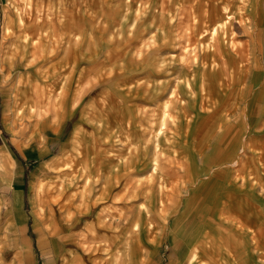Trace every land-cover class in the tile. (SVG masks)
I'll use <instances>...</instances> for the list:
<instances>
[{
    "label": "rangeland",
    "instance_id": "374dc122",
    "mask_svg": "<svg viewBox=\"0 0 264 264\" xmlns=\"http://www.w3.org/2000/svg\"><path fill=\"white\" fill-rule=\"evenodd\" d=\"M5 15L7 113L67 116L42 196L62 207L110 182L114 163L108 190L119 191L121 217L134 222L120 235L136 242L121 252L264 264V80L247 90L243 67L232 65L264 72V0H10ZM201 64L228 68L211 71L223 85L198 86ZM198 140L220 141L201 151ZM8 252L0 250V264L12 262Z\"/></svg>",
    "mask_w": 264,
    "mask_h": 264
},
{
    "label": "crops",
    "instance_id": "0c3cea01",
    "mask_svg": "<svg viewBox=\"0 0 264 264\" xmlns=\"http://www.w3.org/2000/svg\"><path fill=\"white\" fill-rule=\"evenodd\" d=\"M9 1L0 0V23L9 22L6 15L4 17L5 5ZM24 49L27 50L25 47ZM232 65L241 66L245 71L240 82L241 87H247L249 90L253 86L259 87L263 84L264 72L257 63ZM253 67H256V71L260 70L256 76L258 79H255L254 83H248L246 77H249ZM222 69L228 68L201 64L199 70L207 73L200 76L198 86L210 87L212 84L213 87L222 86L223 80L211 77L212 70ZM1 77L4 76L1 74ZM230 82L231 86L235 85L231 77ZM4 85L6 82L2 81L0 86ZM2 97H0V250L9 249L8 259L12 261L10 264H185V260L179 261L178 256L174 254L168 255L164 260L162 256L135 255L129 253V249L121 252V246L134 247L136 242L135 239H130L129 233L127 237L121 238L120 231L130 230L134 222L127 220L129 216L123 217L124 213L121 217L119 191L108 190L109 186L112 187L116 182L115 178L119 173L117 164H112L110 182L106 178L101 188L94 192L92 187L86 191L81 190L79 198H71L70 202L64 203L62 207L52 205V193L42 196L37 187L53 167L59 164L55 161V156L63 146L62 125L67 116L64 111L56 110L51 114L37 111L33 114L28 109L26 111L29 112L30 118L16 113L11 117L4 103L6 98ZM262 99L261 101L257 99L261 102V108L263 95ZM254 103L255 101L249 100L250 110H247V115L245 114L247 118H253ZM262 114L263 110L256 117L260 118ZM9 117L15 119V122L10 123ZM25 117L34 121L28 126L16 125L19 118ZM224 133V131L221 133L222 136ZM203 141L198 140L196 148L201 151H212L220 140L213 144L207 143L206 146ZM231 148L232 146L225 147V151L229 152ZM224 157L230 156L225 154ZM200 165L201 163L192 165V169H199ZM100 177H103V173ZM110 198L112 205L108 207ZM41 199L45 201H40ZM149 211L152 213L147 209V216ZM183 213L181 212V215ZM122 218L127 222L121 226ZM143 226H149V223Z\"/></svg>",
    "mask_w": 264,
    "mask_h": 264
},
{
    "label": "bare ground",
    "instance_id": "6f19581e",
    "mask_svg": "<svg viewBox=\"0 0 264 264\" xmlns=\"http://www.w3.org/2000/svg\"><path fill=\"white\" fill-rule=\"evenodd\" d=\"M126 125H127V124H126ZM122 126H123V125H122ZM202 171H204V170H201V172H202ZM201 172H200V173H201ZM195 174H197V172H196ZM199 175H200V174H199ZM193 179H194V178H193ZM193 179H191V180H193Z\"/></svg>",
    "mask_w": 264,
    "mask_h": 264
}]
</instances>
